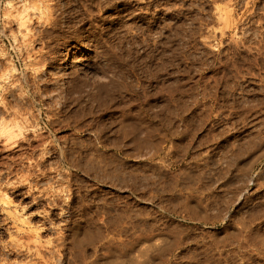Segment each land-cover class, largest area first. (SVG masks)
I'll return each instance as SVG.
<instances>
[{"label": "rangeland", "instance_id": "374dc122", "mask_svg": "<svg viewBox=\"0 0 264 264\" xmlns=\"http://www.w3.org/2000/svg\"><path fill=\"white\" fill-rule=\"evenodd\" d=\"M24 1L32 46L0 0V264H264V0Z\"/></svg>", "mask_w": 264, "mask_h": 264}, {"label": "bare ground", "instance_id": "6f19581e", "mask_svg": "<svg viewBox=\"0 0 264 264\" xmlns=\"http://www.w3.org/2000/svg\"><path fill=\"white\" fill-rule=\"evenodd\" d=\"M27 1V0H26ZM33 1V0H32ZM42 1V0H41ZM216 1V0H215ZM231 1V0H230ZM29 2V1H28ZM28 2H25L24 0H20V3L18 2V4H16L15 6H13V8H12V6H11V9L9 10V16L7 17L6 16V18H8L7 20H5L6 22H8L9 23V32H10V35H12L13 36V40L14 41H16L18 44L20 43L19 41H21L22 43H23V45H25V46H27V45H29V46H32L31 44H32V42L34 41V36H35V34H34V28H32V24H31V20L30 19H32V17L30 16V14H29V8H30V6L31 7H33L34 9L35 8H37V7H39L40 6V4H39V6L38 5H36L35 3H37L36 1L35 2H33L34 4H30V3H28ZM31 2V1H30ZM202 4V3H201ZM9 5V4H8ZM219 8V7H218ZM229 8H231V7H229ZM31 9V8H30ZM39 9V8H38ZM198 9V8H197ZM7 10H8V8H7ZM31 11H32V9H31ZM48 11H50V10H48ZM34 13V12H33ZM32 13V14H33ZM46 13V12H45ZM173 14V13H172ZM4 15H6V14H4ZM50 15V14H49ZM105 15V14H104ZM45 16V15H44ZM99 16V15H98ZM220 16V15H219ZM36 17V16H35ZM45 17H47V16H45ZM37 18V17H36ZM76 18V17H75ZM38 19H39V17H38ZM48 19V18H47ZM221 20V19H220ZM38 21V20H37ZM262 21V20H261ZM7 23V24H8ZM240 23V22H239ZM12 24H14L15 25V29H13V28H11V26H12ZM218 24V23H217ZM7 27H8V25H7ZM6 27V28H7ZM8 29V28H7ZM246 30V29H245ZM37 31V30H36ZM255 31V30H254ZM171 32V31H170ZM195 32V31H194ZM177 36V35H176ZM245 37V36H244ZM99 38V37H98ZM15 42V43H16ZM134 42V41H133ZM20 45H22L21 43H20ZM19 45V46H20ZM138 45V44H137ZM37 47V46H36ZM180 47V46H179ZM116 48V47H115ZM40 49V48H39ZM155 49H157V48H155ZM172 49V48H171ZM175 50V49H174ZM193 50V49H192ZM244 51V50H243ZM20 53V52H19ZM42 53V52H41ZM28 54V53H27ZM234 54V53H233ZM7 55V54H6ZM73 56V55H72ZM153 56V55H152ZM27 57H29V55L27 56ZM38 57H40V56H38ZM43 57V56H42ZM85 51L83 50V51H81L80 53H78L76 56H75V58L73 59V61H74V65L76 66V67H79L80 66V68L79 69H82V68H85L84 66H86V63L85 62H83V61H85ZM94 58V57H93ZM231 58V57H230ZM6 59V58H5ZM24 60V59H23ZM163 60V59H162ZM40 61V60H39ZM193 61V60H192ZM251 61V60H250ZM11 62V61H10ZM29 62V61H28ZM31 63H33V62H31ZM165 63V62H164ZM34 64V63H33ZM122 64V63H121ZM74 66V67H75ZM160 66V65H159ZM157 67V66H156ZM7 69V68H6ZM12 69H15V68H12ZM79 69H74V73H78L79 72ZM125 69V68H124ZM11 70V69H10ZM9 70V71H10ZM49 70V69H48ZM52 70V69H51ZM147 70V69H146ZM36 71V70H35ZM127 71V70H126ZM165 71V70H164ZM55 73H57V72H55ZM72 73V72H71ZM252 73V72H251ZM107 75H108V73H107ZM7 76V75H6ZM55 76V75H54ZM169 76V75H168ZM125 77V76H124ZM215 78V77H214ZM77 79V78H76ZM179 81V80H178ZM98 82V81H97ZM124 83V82H123ZM131 83V82H130ZM132 84V83H131ZM19 85V84H18ZM103 86V85H102ZM17 87V86H16ZM109 87V86H108ZM162 87V86H161ZM59 88V87H58ZM80 88V87H79ZM92 88V87H91ZM164 88V87H163ZM53 89V88H52ZM146 90V89H145ZM100 91V90H99ZM197 91V90H196ZM195 91V92H196ZM18 92V91H17ZM51 92V91H50ZM87 92V91H86ZM104 92V91H103ZM203 92V91H202ZM151 93V92H150ZM173 94V93H172ZM21 95V94H20ZM44 95V94H43ZM192 95V94H191ZM196 95V94H195ZM238 95V94H237ZM22 96H23V94H22ZM21 96V97H22ZM101 96V95H100ZM232 96V95H231ZM7 97V96H6ZM6 97H2V102L4 103L3 104V110L8 114V111H10V110H12L11 112H13L14 113V115L16 114V113H18V112H20V110L22 111V109H21V107L20 106H16V105H14V106H16L15 107V109L13 108V106L12 105H10L9 103H10V101L8 102L5 98ZM243 98V97H242ZM20 99V98H19ZM196 99V98H195ZM92 101V100H91ZM194 101V100H193ZM135 102V101H134ZM197 102V101H196ZM176 103V102H175ZM199 104V103H198ZM124 106V105H123ZM13 108V109H12ZM26 109V108H25ZM98 109V108H97ZM109 109V108H108ZM120 110V109H119ZM123 110V109H122ZM12 113V114H13ZM21 113V112H20ZM142 113V112H141ZM19 114V113H18ZM70 118V117H69ZM138 118V117H137ZM5 119V118H4ZM6 120V119H5ZM14 120V119H13ZM19 120V119H18ZM127 120V119H126ZM236 120V119H235ZM8 121V120H7ZM168 121V120H167ZM204 121V120H203ZM264 121V120H263ZM57 122V121H56ZM1 123V122H0ZM27 123V122H26ZM154 123V122H153ZM3 124V123H2ZM152 124V123H151ZM1 125V124H0ZM194 125V124H193ZM15 126H17V127H22V126H20L19 124H15ZM14 126V127H15ZM10 126L8 125V124H3L2 126H1V128H0V136L2 135V136H5V140H10L13 136H12V134L14 133V131H13V128H9ZM13 127V126H12ZM33 127V126H32ZM35 127V126H34ZM59 127V126H58ZM102 127V126H101ZM224 127V126H223ZM23 128V127H22ZM21 128V129H22ZM20 129V130H21ZM19 130V131H20ZM22 131V130H21ZM98 131V130H97ZM169 131V130H168ZM199 131V130H198ZM16 133V132H15ZM214 133V132H213ZM224 133V132H223ZM167 134V133H166ZM19 137V136H18ZM23 137V136H22ZM148 138V137H147ZM15 139V138H14ZM13 140V139H12ZM163 141V140H162ZM179 141V140H178ZM15 142V141H14ZM247 142V141H246ZM8 143V142H7ZM153 143V142H152ZM11 144V143H10ZM172 144V143H171ZM244 144V143H243ZM7 146H9V145H7ZM237 146V145H236ZM198 147V146H197ZM212 147H213V145H212ZM247 149V148H246ZM259 150V149H258ZM245 151V150H244ZM242 153V152H241ZM149 154V153H148ZM184 154V153H183ZM239 154V153H238ZM250 154V153H249ZM61 155V154H60ZM95 156V155H94ZM214 156V155H213ZM234 156H235V154H234ZM42 157V156H41ZM113 157V156H112ZM176 158V157H175ZM220 159V158H219ZM253 159V156H252V154L251 155H249V156H247V157H245V158H238L237 159V161H236V168H240L241 167V169H239L240 171H248L249 172V170H250V165H251V163H252V160ZM255 159V158H254ZM179 161V160H178ZM212 162V161H211ZM90 165V164H89ZM160 166V165H159ZM96 167V166H95ZM238 170V171H239ZM220 171V170H219ZM221 172V171H220ZM237 172V171H236ZM161 173V172H160ZM223 173V172H222ZM136 174V173H135ZM237 174V173H236ZM215 175V174H214ZM130 177V176H129ZM186 182V181H185ZM190 183V182H189ZM256 187V186H255ZM253 190V189H252ZM210 191V190H209ZM151 194V193H150ZM7 195V194H6ZM227 195V194H226ZM5 196V195H4ZM151 196V195H150ZM188 198V197H187ZM228 199V198H227ZM213 200V199H212ZM172 201V200H171ZM10 202V201H9ZM181 202V201H180ZM196 202V201H195ZM168 205V204H167ZM217 206V205H216ZM174 209V208H173ZM17 211V210H16ZM257 211V210H256ZM7 212H9V211H7ZM21 212V211H20ZM244 213V212H243ZM11 214V213H10ZM138 216V215H137ZM205 216V215H204ZM226 216V215H225ZM197 217V216H196ZM202 218V217H201ZM82 219V218H81ZM237 219V218H236ZM18 220V219H17ZM255 220V219H254ZM20 221V220H19ZM158 223V222H157ZM157 225V224H156ZM162 225V224H161ZM165 225V224H164ZM172 225V224H171ZM246 225V224H245ZM141 226V225H140ZM139 226V227H140ZM160 227V226H159ZM242 227V226H241ZM71 229V228H70ZM175 229V228H174ZM240 229V228H239ZM184 230V229H183ZM192 230V229H191ZM151 231V230H150ZM234 231V230H233ZM159 232V231H158ZM40 233V232H39ZM11 234V233H10ZM259 234V233H258ZM131 235V234H130ZM152 235V234H151ZM228 235V234H227ZM60 236V235H59ZM58 236V237H59ZM11 237V236H10ZM23 237V236H22ZM159 237V236H158ZM139 238V237H138ZM137 238V239H138ZM166 238V237H165ZM261 238V237H260ZM263 238V237H262ZM22 239V238H21ZM24 239V238H23ZM26 239V238H25ZM75 239V238H74ZM141 239V238H140ZM162 239V238H161ZM227 239V238H226ZM139 240V239H138ZM148 240V239H147ZM165 240V239H164ZM221 240V239H220ZM61 241V240H60ZM51 242V241H50ZM11 243V242H10ZM19 243H20V241H19ZM19 243H18V245H19ZM59 243V242H58ZM13 244H15V243H13ZM16 244H17V242H16ZM15 244V246H17ZM23 244V243H22ZM157 244V243H156ZM7 245V244H6ZM46 245V244H45ZM175 245V244H174ZM14 246V245H13ZM37 246V245H36ZM154 246V245H153ZM19 247V246H18ZM17 247V248H18ZM150 246H148V248L146 247H144L145 249H142L141 250V254L143 255V254H147L148 255V253H149V251H153L154 249H155V247H153L154 249L152 250V248H149ZM16 248V247H15ZM14 248V249H15ZM41 248V247H40ZM54 248V247H53ZM114 249V248H113ZM141 249V248H140ZM37 250H39V249H37ZM156 250H158V249H156ZM26 252V251H25ZM154 252H155V250H154ZM108 253H110V252H108ZM157 253V252H156ZM40 254V253H39ZM140 254V255H141ZM141 255V256H142ZM152 255H154L155 256V254H153V253H150V257L152 256ZM0 256H2V255H0ZM7 257V256H6ZM143 257V256H142ZM145 257H147L148 258V256H145ZM144 257V258H145ZM146 258V259H147ZM4 259V258H3ZM151 259V258H150ZM37 262V261H36ZM83 263V262H82ZM7 264V263H6Z\"/></svg>", "mask_w": 264, "mask_h": 264}]
</instances>
